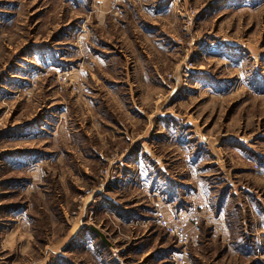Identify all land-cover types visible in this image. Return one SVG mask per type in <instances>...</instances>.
Wrapping results in <instances>:
<instances>
[{"label":"rangeland","instance_id":"374dc122","mask_svg":"<svg viewBox=\"0 0 264 264\" xmlns=\"http://www.w3.org/2000/svg\"><path fill=\"white\" fill-rule=\"evenodd\" d=\"M0 165V264H264V0H0Z\"/></svg>","mask_w":264,"mask_h":264},{"label":"crops","instance_id":"0c3cea01","mask_svg":"<svg viewBox=\"0 0 264 264\" xmlns=\"http://www.w3.org/2000/svg\"><path fill=\"white\" fill-rule=\"evenodd\" d=\"M28 127H30V126H27V128ZM34 130H37L38 131L36 134H38L40 132L39 129L30 128L28 131L26 130L28 133L27 132L26 133H19L20 135H18L17 137H12V136H15V134H16L15 133L14 135H11V137L12 138H16L17 140H23L25 138V136H28V138L29 137H32V136L34 137L36 135V134H33V133H35ZM21 150H27V151H18V152L14 151L13 154H10V156H7L6 157L8 159L5 158L6 160H3L2 164H5V163L13 164L15 166V168L24 167V165L28 164V160H36L37 159V154L34 155L35 154L34 152L37 153L38 151H40L39 149H30V148H23V149L21 148ZM257 174H258L257 175L258 177L264 176V170H260V173L257 172ZM238 188H239V192L240 193H248L249 192L248 191L249 189H247L246 186L243 185V184L242 185H239ZM232 190H233V188H230L229 195L236 194V193H232L233 192ZM122 212H124V211H122ZM250 212L252 213V211H250ZM24 219L25 218H24V214L23 213L18 214L17 217H16V219H15V223L12 224V227L8 231H5L6 232L5 235L9 239H13L14 237L17 236L18 244H19L20 247L23 246L22 248H24L25 245H26V244L23 243V241H24L23 238H24L25 235H28L29 234V232H28L29 231V227L25 223V220ZM2 225L3 224L0 223V233H1V231H4V230H1ZM93 234H94V236H95V238L97 240L98 239L97 238L98 237L97 236L98 234L96 232L95 233L93 232ZM74 240H75V238H74ZM71 243H72V240L68 241V244H71ZM67 246L68 245H66L64 247L65 250L70 248V246H68V247ZM56 256L59 259H56L55 258ZM64 259H65V257L59 256V255H54L53 260L52 261H48L46 264H55V261L56 260H57V262L63 263L65 261Z\"/></svg>","mask_w":264,"mask_h":264},{"label":"built area","instance_id":"2783aa9c","mask_svg":"<svg viewBox=\"0 0 264 264\" xmlns=\"http://www.w3.org/2000/svg\"><path fill=\"white\" fill-rule=\"evenodd\" d=\"M155 219H156L157 225L167 230L169 235L173 236L176 243L178 244L186 243L187 241L186 226L188 223V218H185L182 215H178L176 217V221L172 224H169L165 220L163 213L159 209H157L155 212Z\"/></svg>","mask_w":264,"mask_h":264}]
</instances>
